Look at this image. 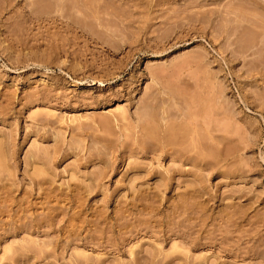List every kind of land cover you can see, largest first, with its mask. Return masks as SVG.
Here are the masks:
<instances>
[{
  "label": "rangeland",
  "instance_id": "1",
  "mask_svg": "<svg viewBox=\"0 0 264 264\" xmlns=\"http://www.w3.org/2000/svg\"><path fill=\"white\" fill-rule=\"evenodd\" d=\"M0 264H264V0H0Z\"/></svg>",
  "mask_w": 264,
  "mask_h": 264
},
{
  "label": "bare ground",
  "instance_id": "2",
  "mask_svg": "<svg viewBox=\"0 0 264 264\" xmlns=\"http://www.w3.org/2000/svg\"><path fill=\"white\" fill-rule=\"evenodd\" d=\"M191 136H192V135H191ZM191 139H192V138H191ZM190 142H191V141H190ZM190 142H189V143H190ZM192 145H193V144H192ZM193 147H194V146H193ZM140 149H141V148H140ZM182 149H184V148H182ZM182 149H181V151H183ZM185 149H186V148H185ZM177 158H178V157H177ZM257 250H258V249H257ZM258 251H259V250H258ZM257 253H258V252H257Z\"/></svg>",
  "mask_w": 264,
  "mask_h": 264
}]
</instances>
